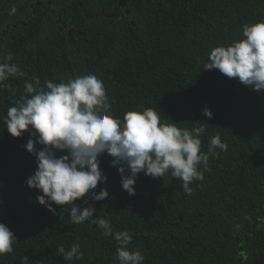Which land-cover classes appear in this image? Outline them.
I'll use <instances>...</instances> for the list:
<instances>
[{
  "label": "trees",
  "instance_id": "1",
  "mask_svg": "<svg viewBox=\"0 0 264 264\" xmlns=\"http://www.w3.org/2000/svg\"><path fill=\"white\" fill-rule=\"evenodd\" d=\"M24 1L0 0V62L26 73L6 81L12 90L0 88V223L17 239L0 264H119L114 236L37 202L42 193L26 183L37 169L24 147L32 137H12L3 122L25 80L37 77L44 87L89 74L103 80L115 117L153 108L181 128L207 123L202 150L216 134L228 150L210 157L191 195L170 172L155 179L141 172L130 196L105 153L107 182L94 191L106 188L109 197L89 193L76 203L95 207L94 218L109 220L114 232L128 231L144 264H264V91L202 69L211 50L264 20V0H52L49 9L21 11ZM205 107L213 118L202 115ZM76 243L83 258L66 262L58 248Z\"/></svg>",
  "mask_w": 264,
  "mask_h": 264
},
{
  "label": "clouds",
  "instance_id": "2",
  "mask_svg": "<svg viewBox=\"0 0 264 264\" xmlns=\"http://www.w3.org/2000/svg\"><path fill=\"white\" fill-rule=\"evenodd\" d=\"M242 39L211 50L202 69L219 70L252 91H264V20L243 26ZM8 61L12 56L7 57ZM16 63L0 62V88L11 89L6 83L10 77H25ZM37 77L25 80L24 94L7 109L4 124L14 138L29 133L24 146L37 161L35 173L26 181L30 189L42 195L37 202L55 214L53 204L69 211L71 224L88 222L103 230V235L117 241L115 258L119 264H144L145 256L139 249H131L132 237L128 231L114 232L109 220L94 218L95 207H82L77 200L91 193L95 201L109 197L106 188L94 190L107 182L100 167L105 153L121 174V186L130 196L136 195L135 183L143 172L152 178L164 177L170 172L183 182V190L191 195L190 184L203 180V170H209V160L226 152L228 145L219 134L209 138L207 151L202 150L206 131L203 122L195 127L181 128L163 120L153 108L130 110L123 119L115 117L102 79L94 74L76 76L67 81L44 82ZM13 95L15 92L13 90ZM202 115L213 118L210 108ZM37 144L42 146L37 149ZM64 153L57 155V153ZM127 172V174H126ZM64 206H70L65 208ZM17 244L15 234L0 223V257L12 253ZM66 262L84 256L79 243L70 250H57ZM25 260L28 258L25 257Z\"/></svg>",
  "mask_w": 264,
  "mask_h": 264
},
{
  "label": "flooded vegetation",
  "instance_id": "3",
  "mask_svg": "<svg viewBox=\"0 0 264 264\" xmlns=\"http://www.w3.org/2000/svg\"><path fill=\"white\" fill-rule=\"evenodd\" d=\"M54 1L57 2L58 0H54ZM64 1L71 2V0H64ZM52 6H53L52 0H25L24 6H22L20 10L28 11V8L31 7V9L35 11V8L49 9Z\"/></svg>",
  "mask_w": 264,
  "mask_h": 264
}]
</instances>
